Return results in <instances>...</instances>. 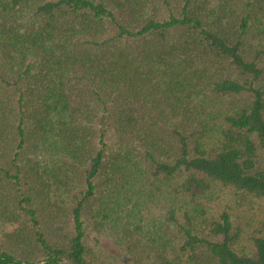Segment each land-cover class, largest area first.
Returning <instances> with one entry per match:
<instances>
[{"label":"trees","instance_id":"16d2710c","mask_svg":"<svg viewBox=\"0 0 264 264\" xmlns=\"http://www.w3.org/2000/svg\"><path fill=\"white\" fill-rule=\"evenodd\" d=\"M250 199L264 0H0V264H264Z\"/></svg>","mask_w":264,"mask_h":264},{"label":"rangeland","instance_id":"374dc122","mask_svg":"<svg viewBox=\"0 0 264 264\" xmlns=\"http://www.w3.org/2000/svg\"><path fill=\"white\" fill-rule=\"evenodd\" d=\"M234 213L235 223L240 226L243 240L246 241L253 228L264 218V203L259 200L250 199L236 206Z\"/></svg>","mask_w":264,"mask_h":264}]
</instances>
